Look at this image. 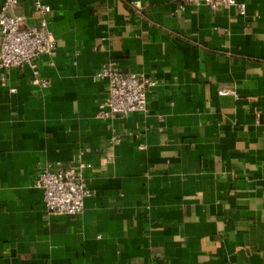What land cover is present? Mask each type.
<instances>
[{
  "label": "crops",
  "instance_id": "0c3cea01",
  "mask_svg": "<svg viewBox=\"0 0 264 264\" xmlns=\"http://www.w3.org/2000/svg\"><path fill=\"white\" fill-rule=\"evenodd\" d=\"M238 2L50 0L49 85L0 81V264H264V0ZM110 60L155 81L145 111L96 115ZM78 161L82 212L48 213L38 170Z\"/></svg>",
  "mask_w": 264,
  "mask_h": 264
},
{
  "label": "built area",
  "instance_id": "2783aa9c",
  "mask_svg": "<svg viewBox=\"0 0 264 264\" xmlns=\"http://www.w3.org/2000/svg\"><path fill=\"white\" fill-rule=\"evenodd\" d=\"M188 3L203 4L210 10L235 6L244 13L245 6L238 0H185ZM20 0H3L0 6V81L3 70L13 67L30 66L33 84L46 87L50 81L40 78L37 58L44 54L53 64L56 41L49 28L50 0H32V9L37 15L36 24H28L27 16L17 12ZM139 9L137 2L131 3ZM95 78L107 79V96L98 105L97 116L101 119L126 115L133 111H145L147 96L155 81L143 74L122 72L112 60L104 63L95 73ZM228 92L218 90L219 94ZM112 140H117L112 136ZM82 161L69 166L59 163L47 164L40 168L34 185L41 190L45 209L48 213L77 215L83 210L84 199L90 194L81 168Z\"/></svg>",
  "mask_w": 264,
  "mask_h": 264
}]
</instances>
